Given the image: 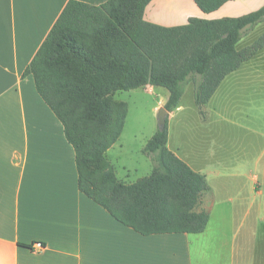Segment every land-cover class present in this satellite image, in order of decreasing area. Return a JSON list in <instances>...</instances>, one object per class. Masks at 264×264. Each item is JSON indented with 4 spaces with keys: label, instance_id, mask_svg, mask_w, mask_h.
<instances>
[{
    "label": "crops",
    "instance_id": "crops-1",
    "mask_svg": "<svg viewBox=\"0 0 264 264\" xmlns=\"http://www.w3.org/2000/svg\"><path fill=\"white\" fill-rule=\"evenodd\" d=\"M69 1L0 0V264H205L212 248L232 253L228 263L220 264H264L255 257L253 245L264 221V134L250 131L261 149L254 161L228 162L218 154L214 139L194 140L197 133L189 131L173 133L172 121L185 110L188 89L195 103L193 84L169 114L167 147L206 177L209 190L196 207L210 216L203 233L143 236L80 192L75 151L64 128L38 94L33 77L23 76ZM77 1L99 6L109 0ZM263 6L264 0H234L206 14L194 0H153L144 18L175 27L190 18L237 17L244 9ZM238 72L222 82L205 106L206 119L198 111L202 123H232L233 117L247 113L249 118L253 109L246 113L239 108L254 105L262 84L232 82ZM140 91L158 95L163 104L169 97L167 90L151 86L132 92ZM123 135L106 157L118 180L132 184L137 182L130 178L136 168L128 162ZM194 147V153L203 152L196 158ZM147 160L146 169L152 172V160ZM38 243L41 250L35 248Z\"/></svg>",
    "mask_w": 264,
    "mask_h": 264
},
{
    "label": "trees",
    "instance_id": "trees-1",
    "mask_svg": "<svg viewBox=\"0 0 264 264\" xmlns=\"http://www.w3.org/2000/svg\"><path fill=\"white\" fill-rule=\"evenodd\" d=\"M153 0H109L92 6L70 0L23 76L64 128L75 151L78 187L116 221L140 235L201 234L210 221L197 212L209 190L168 147L169 117L142 154L154 165L135 183L119 181L106 154L120 139L126 103L115 94L151 86L168 91L164 108L176 110L189 84L204 118L205 106L222 82L264 48V35L241 50L248 31L264 23V6L239 17L190 18L163 27L145 20ZM234 0H194L204 13Z\"/></svg>",
    "mask_w": 264,
    "mask_h": 264
},
{
    "label": "rangeland",
    "instance_id": "rangeland-1",
    "mask_svg": "<svg viewBox=\"0 0 264 264\" xmlns=\"http://www.w3.org/2000/svg\"><path fill=\"white\" fill-rule=\"evenodd\" d=\"M244 11L246 13L240 16L256 10L251 11L247 8L244 9ZM263 35L264 23L259 24L252 31L246 32L240 47L245 48L252 45ZM244 79L248 83L254 84L256 82V84H262L261 89H256L257 96L254 98L256 100L255 103H253L254 105L248 107L241 106V108H239L241 111L243 109L245 112L248 111V109H253L249 118L246 117V115H249V113L246 112V115L243 114L233 117L234 120L232 123L215 122L211 125L204 124L201 121L202 117L198 116L197 107L192 100L191 89L189 90L187 88L188 90L183 99L185 110L172 121L171 130L173 133L189 131L197 133L192 135L195 136L194 140H201L202 138L207 139V137H209V140L214 139L218 143V154L224 156V158L226 157L228 162L254 161L260 150L264 149V143L260 149L259 142L255 140L256 135H252L250 132L256 131L257 134H264V48L260 50L253 59L245 63L239 70L237 76L231 78V81H243ZM250 92L254 94L255 90H250ZM114 99L126 103L127 106V118L123 130V141L129 146L130 161L128 162L132 168H136L135 171L131 170L132 173L130 177L132 181L135 182L151 174L150 169V172L146 169V165L148 164L147 156L142 154L141 149L145 145V142L159 130L157 117L159 109L164 107V104L160 102L161 99L158 95L148 94L146 91L119 92L115 94ZM215 107L216 103L213 108ZM168 117H170V115H168ZM206 118L205 114V119ZM195 148L197 147L192 148V155H194V157L195 154L199 156L203 153L201 150L194 153ZM215 224H217V222H211V229L213 231H215V226H213ZM259 228L258 238L253 242V245L256 247L254 250L255 257L257 259L261 258L264 261V221ZM220 237L221 236L218 237V242ZM208 252V255H205V264L228 263L232 254L226 249L220 253L217 251V248H212Z\"/></svg>",
    "mask_w": 264,
    "mask_h": 264
},
{
    "label": "water",
    "instance_id": "water-1",
    "mask_svg": "<svg viewBox=\"0 0 264 264\" xmlns=\"http://www.w3.org/2000/svg\"><path fill=\"white\" fill-rule=\"evenodd\" d=\"M168 115H169V112L164 107L159 109L157 119H158V127L160 131L164 130Z\"/></svg>",
    "mask_w": 264,
    "mask_h": 264
},
{
    "label": "built area",
    "instance_id": "built-area-1",
    "mask_svg": "<svg viewBox=\"0 0 264 264\" xmlns=\"http://www.w3.org/2000/svg\"><path fill=\"white\" fill-rule=\"evenodd\" d=\"M35 248L41 250L43 248V246L40 243H38V244H36Z\"/></svg>",
    "mask_w": 264,
    "mask_h": 264
}]
</instances>
